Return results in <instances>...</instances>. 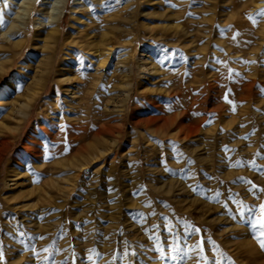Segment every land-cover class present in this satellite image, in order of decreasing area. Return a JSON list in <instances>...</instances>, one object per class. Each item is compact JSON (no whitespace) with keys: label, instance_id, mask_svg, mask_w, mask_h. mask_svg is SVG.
I'll use <instances>...</instances> for the list:
<instances>
[{"label":"rangeland","instance_id":"obj_1","mask_svg":"<svg viewBox=\"0 0 264 264\" xmlns=\"http://www.w3.org/2000/svg\"><path fill=\"white\" fill-rule=\"evenodd\" d=\"M54 2L0 0L2 264H80L92 248L97 264H128L124 248L135 264H197L198 250L158 259L185 224L201 231L181 246L203 239L207 264H264L247 224L264 203L252 188L264 189V0H61L52 41ZM81 117L119 131L82 156L32 145L51 125L57 145ZM234 201L254 215L241 220Z\"/></svg>","mask_w":264,"mask_h":264},{"label":"bare ground","instance_id":"obj_2","mask_svg":"<svg viewBox=\"0 0 264 264\" xmlns=\"http://www.w3.org/2000/svg\"><path fill=\"white\" fill-rule=\"evenodd\" d=\"M59 1H61V0H55L54 4L52 6L53 8L50 10L51 14L49 15V19L52 21L51 22L52 27H51L50 32L47 35V37L49 39H51L52 41H54L53 36H54V33H56L58 31L57 27H58L59 22H60V20L58 19V16H59V13L61 11L58 12L57 14H54V12H53L55 9V6L57 5V3ZM90 1H91V3H95V4L97 2V0H89V2ZM97 3L99 4V2H97ZM26 11H27L26 9H22V11L17 14V18L19 16L21 17V13L26 12ZM80 12L82 14H85L83 11H80ZM21 24H22V21L12 24L8 28L7 33L6 32L2 33L1 37L4 39H7L9 35H6V34H8V32H10V34H11L13 32L19 31ZM89 33H91L90 30L88 32H86L85 36L82 39L83 40L82 42H84V44H86V45H84V46L78 45L77 47H75V49L77 51L82 52L81 50L86 49V46L88 45V39L90 38ZM101 49L103 51H105L107 54L108 52H111L113 50V47H111L110 44L102 43ZM154 119L155 118H150V117H147V118L146 117L145 118L140 117V119H138V120L136 119L137 120L136 123H143L145 125V124L150 123L151 121L154 122L155 121ZM156 120L158 122V118ZM75 122L76 123H73V124H71V123L65 124L64 123V125L59 129V138H60L59 141L60 142L57 145L56 144L54 145V141L52 140V136L50 135L52 125H51V127L44 126L40 129H38L37 132L39 134H41V137L39 138L40 140H38L39 142L38 141H36L35 143L33 142L34 144H32V145L33 146L34 145L35 146L41 145L42 149L40 151L42 152V155H47V154L51 153L50 151H48L49 149L55 148V150L58 149L59 151H64V150L72 148L71 145L75 143V144H77V146L74 148V152L77 155L82 156L83 154L88 153L89 147H91V144H90L91 142H95L96 140H97L96 142H98V140L100 139L99 138L100 136L112 135L113 132L119 131V126H117L118 123H117V125H115V123L112 125V124H109L108 122L107 123H104V122L95 123V122H92L89 117H83V118L81 117V119H79ZM81 122H83V123H81ZM162 123L164 124V126H166L167 124L169 126H172L173 124H176L177 122H176L175 117H170V118H165ZM87 139H91V141L86 142ZM102 145L103 144L97 145L98 148H97L96 154H98L99 157H101V154H102L103 149H104L102 147ZM28 149L33 150L32 147H29ZM38 156L39 155H34L33 158L37 159ZM244 241H247V240H244ZM247 244H248V241H247Z\"/></svg>","mask_w":264,"mask_h":264},{"label":"snow or ice","instance_id":"obj_3","mask_svg":"<svg viewBox=\"0 0 264 264\" xmlns=\"http://www.w3.org/2000/svg\"><path fill=\"white\" fill-rule=\"evenodd\" d=\"M38 2H39V0H38ZM4 7H5V9L8 7L7 0H5ZM256 15L260 16V17H264V9H262ZM2 22H3V17H2V15H0V23H2ZM257 22H258L257 20L253 19L254 24ZM235 38H236V36L234 35L233 39H235ZM230 72H231V70H230ZM224 99L226 102L231 103V101H228V93L227 92L225 93ZM210 122L211 121H209V123ZM241 126H243V125H241ZM226 147L227 146H225V148ZM256 155H260V153L258 152ZM189 162H191V161H189ZM241 163H242L241 161L237 160L235 162V164L233 165V167L240 166ZM251 163L253 164V166H256L254 160ZM241 179H243V178H241ZM248 183H251V182L249 181ZM252 188L257 190V191L264 192V189L257 188V186L255 184H252ZM218 195H219V193H217V196ZM234 203L237 204V208H238L241 220L246 219L245 213H247V215L249 217H252L254 215L253 207L244 205L242 201H234ZM259 213H260L259 217L247 220V224H248V226L257 229L260 246H261V248H264V203L260 204ZM156 227H158V226L153 225V228H156ZM184 229H185V231H184L182 237L179 235H173L171 244L156 245V250L159 251L158 259L167 258L173 262H175L178 259L181 261H184L186 258L189 257V255L192 251L198 250L200 253V256H199V260L197 261V264H200L201 261H203L204 264H207L208 258L203 255L204 243H205V241L203 239L197 241L195 245L185 244L184 246H181L182 240L187 241L188 239L191 238V236L193 234H198L201 230L199 228H193L191 225H187V224L184 225ZM168 231H169V233L172 232L170 222H169V226H168ZM45 238L46 237H44V236L35 237V239H39V240H43ZM141 247H143V246H141ZM39 251L49 252V248L46 247V248L40 249ZM36 252H37V250L34 248L33 253L36 254ZM87 253L88 254L86 256L79 257L80 264H84L85 260L88 262V264H97V260L99 258H101V256H102V254L99 253L95 248L88 249ZM122 254H123V257L128 261V264H135V258L137 256V253L135 251L130 252V251H128L127 248H124ZM173 254H175V255H173ZM3 259H4L3 253H0V264H2ZM44 259L47 260L48 257H44ZM116 260H117V257L113 256V261H116ZM64 264H67V261H65ZM72 264H77V256L75 253L73 254V257H72ZM216 264H219V261H217Z\"/></svg>","mask_w":264,"mask_h":264}]
</instances>
